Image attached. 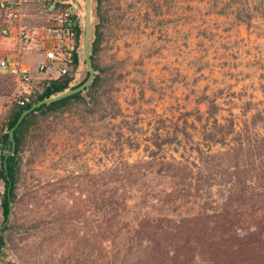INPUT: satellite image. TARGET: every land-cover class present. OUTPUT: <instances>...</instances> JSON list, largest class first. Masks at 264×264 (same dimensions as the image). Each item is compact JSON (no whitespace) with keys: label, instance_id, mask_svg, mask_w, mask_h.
Returning a JSON list of instances; mask_svg holds the SVG:
<instances>
[{"label":"trees","instance_id":"1","mask_svg":"<svg viewBox=\"0 0 264 264\" xmlns=\"http://www.w3.org/2000/svg\"><path fill=\"white\" fill-rule=\"evenodd\" d=\"M94 2L101 20L107 0ZM65 5L74 8L73 1ZM261 11L264 16V4ZM76 20L73 69L51 80L27 106H14L9 130L36 103L87 80L89 73L81 83L74 78L83 36L77 11ZM103 40L99 23L90 48L96 75L86 88L87 96L77 93L28 114L14 132L16 149L9 157V134L0 137L4 222L12 206L11 221L0 230V255H6L15 234L22 232L19 213L39 200L36 192L22 194L29 179L25 165L34 164L40 155L47 158L51 138L67 132L78 145L84 138L121 148H140L144 142L148 152L146 160L105 169L102 183L93 175L94 184L84 195L89 214L100 216V221L94 217L86 228L71 222L67 178L44 187L61 214L44 228L57 225V236L63 240L72 233L73 245H84L91 261L102 251L105 256L97 264H264V102H251L238 114L234 108L225 109L220 96L203 92L192 110L176 119L160 118L148 138L139 140L140 121L121 120L125 115L113 95L115 73L99 63ZM167 150L173 154L168 156ZM27 153H32L29 158ZM73 159L61 155L59 162Z\"/></svg>","mask_w":264,"mask_h":264},{"label":"rangeland","instance_id":"2","mask_svg":"<svg viewBox=\"0 0 264 264\" xmlns=\"http://www.w3.org/2000/svg\"><path fill=\"white\" fill-rule=\"evenodd\" d=\"M79 1L83 6V0ZM263 4L264 0H107L100 20L93 1L92 39L99 23L104 30L99 63L115 73L113 95L125 115L121 120L140 121L139 140L148 138L147 132L159 126L160 118L176 119L192 110L203 92L220 96L224 108H234L238 114L251 102H264ZM79 52L75 83L87 76L83 36ZM16 87L12 78L0 73V128L9 123ZM144 146V142L140 148L93 144L89 138L78 145L67 132L53 136L49 156L40 155L34 164L25 165L29 179L22 194L36 192L39 200L19 213L22 232L15 234L6 255H0V264H97L105 252L98 251L91 261L84 245H73L72 233L63 240L57 236V225L44 228L46 222L61 216L55 198L48 200L44 187L67 178L71 222L78 229L86 228L87 221L94 217L100 221V216L89 214L84 190L91 189L95 180L102 183L107 168L146 160ZM61 155L75 159L61 164ZM93 175L99 178L93 181ZM1 210L3 214L2 205ZM4 220L3 214L0 228ZM35 226L39 228L28 229Z\"/></svg>","mask_w":264,"mask_h":264},{"label":"built area","instance_id":"3","mask_svg":"<svg viewBox=\"0 0 264 264\" xmlns=\"http://www.w3.org/2000/svg\"><path fill=\"white\" fill-rule=\"evenodd\" d=\"M66 3L59 0H0V49L3 41L13 39L18 43V56L0 58L1 73L17 84L11 98L15 107L27 106L50 84L51 80L37 74L57 68L60 76L73 69L77 20L75 9ZM36 22H41L42 27H36ZM40 29L45 60L35 71L21 56L30 53L31 43ZM9 133L8 125L0 128V137ZM2 216L0 205V221Z\"/></svg>","mask_w":264,"mask_h":264},{"label":"water","instance_id":"4","mask_svg":"<svg viewBox=\"0 0 264 264\" xmlns=\"http://www.w3.org/2000/svg\"><path fill=\"white\" fill-rule=\"evenodd\" d=\"M59 1H63V2L73 1L75 10L80 14L81 18L83 19V22H82L83 24V55H84L85 63H86V69L84 73L85 74L89 73V76L82 85L72 90H69L63 94H60L58 96L40 101L36 103L35 105H33L28 110L24 111L22 115L20 116V118L17 120L15 126L10 130L9 138L12 143V150L8 154L7 157L11 156L15 152L16 143L14 139V132L17 130L19 125L22 123V121L28 114H30L31 112L35 111L36 109L40 108L43 105H48V104L60 101L62 99H65L77 93L82 92L85 96H87L86 88L91 84V82L93 81L95 77L96 72L92 65L91 53H90L91 39H92V25L94 22V17H93V1L94 0H83V6L79 0H59ZM5 167L7 168L6 162H5ZM11 213H12V206L10 204L9 216L5 224L0 228V230L4 229L8 225L11 219Z\"/></svg>","mask_w":264,"mask_h":264},{"label":"crops","instance_id":"5","mask_svg":"<svg viewBox=\"0 0 264 264\" xmlns=\"http://www.w3.org/2000/svg\"><path fill=\"white\" fill-rule=\"evenodd\" d=\"M36 27L40 28V25L35 24ZM38 34V35H37ZM31 43V51L30 53L24 54L21 56V59L30 64L36 71V68L39 66L41 62L45 60L44 53L41 50V41H42V30L37 33ZM18 56V43L16 40H7L2 42V48L0 49V58L8 57L13 58ZM1 73V71H0ZM3 74V73H2ZM37 74V73H35ZM4 75V74H3ZM40 75L42 79L45 80H54L59 78V70L57 68H52L48 71V73L37 74ZM9 77V76H8ZM11 78V77H10Z\"/></svg>","mask_w":264,"mask_h":264}]
</instances>
